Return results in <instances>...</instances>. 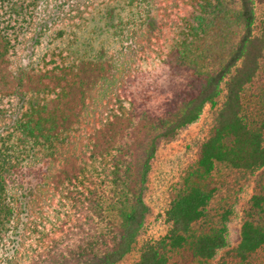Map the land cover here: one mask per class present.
Listing matches in <instances>:
<instances>
[{
	"label": "trees",
	"instance_id": "16d2710c",
	"mask_svg": "<svg viewBox=\"0 0 264 264\" xmlns=\"http://www.w3.org/2000/svg\"><path fill=\"white\" fill-rule=\"evenodd\" d=\"M263 58L254 0H0V251L21 194L47 179L57 204L26 264H115L135 247L133 264H211L234 189L262 168L240 240L217 262L245 263L264 245V120L243 115ZM208 104L212 127L170 187L166 231L140 241L157 148Z\"/></svg>",
	"mask_w": 264,
	"mask_h": 264
},
{
	"label": "rangeland",
	"instance_id": "374dc122",
	"mask_svg": "<svg viewBox=\"0 0 264 264\" xmlns=\"http://www.w3.org/2000/svg\"><path fill=\"white\" fill-rule=\"evenodd\" d=\"M264 13V2L254 0V31L259 32ZM130 60L128 54H122L115 66L117 75H121L125 64ZM263 68L244 95L243 115L249 123L264 120V58ZM113 81L105 84L96 94L95 100L102 102L113 89ZM212 127L210 105H205L199 116L179 130L168 142L159 144L151 162L143 200L147 207L145 219L140 228L138 239L158 238L164 234L167 224L164 211L169 200L171 185L180 176L188 161L194 157L200 141L207 136ZM76 142L72 144V147ZM262 168L245 173L234 189L232 196V215L225 221L224 237L226 245L216 250L211 264H217L219 257L227 249L237 245L240 240L242 210L254 191L255 180ZM223 174V173H222ZM218 176V175H217ZM23 212L17 216L15 233L5 240L0 251V264H26L36 245L41 240L40 233L46 231V217L55 210L57 196L47 179L35 183L33 193H23ZM138 256L137 248L129 251L115 264H133ZM230 264H240L235 259H228ZM242 264H264V245L259 247Z\"/></svg>",
	"mask_w": 264,
	"mask_h": 264
}]
</instances>
